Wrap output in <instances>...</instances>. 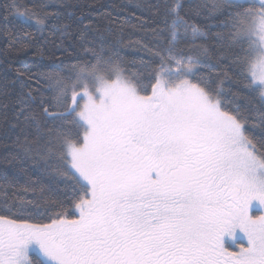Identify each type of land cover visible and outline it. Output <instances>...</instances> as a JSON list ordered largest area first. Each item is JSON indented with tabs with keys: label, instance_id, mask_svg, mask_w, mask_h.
Listing matches in <instances>:
<instances>
[{
	"label": "snow or ice",
	"instance_id": "6c2138e0",
	"mask_svg": "<svg viewBox=\"0 0 264 264\" xmlns=\"http://www.w3.org/2000/svg\"><path fill=\"white\" fill-rule=\"evenodd\" d=\"M129 6L71 32L94 5H4L5 61L60 56L0 80V264H264V0Z\"/></svg>",
	"mask_w": 264,
	"mask_h": 264
},
{
	"label": "trees",
	"instance_id": "16d2710c",
	"mask_svg": "<svg viewBox=\"0 0 264 264\" xmlns=\"http://www.w3.org/2000/svg\"><path fill=\"white\" fill-rule=\"evenodd\" d=\"M10 0H0V47H3V38L2 34L5 30L12 29L14 24H19V21L8 15L5 11L4 5L9 3ZM57 2V0H54ZM70 4H79V5H94L93 8L89 9L86 7L83 8H70L67 11L75 13L76 18H67L71 27L69 31L75 32L77 29H82L85 24H88L89 21L99 29H103L108 23L109 19H115L119 22L120 19L124 18L127 15H130L133 11L136 12L137 16H144L147 19H151L148 13L142 12L141 10L131 7L129 5H134L136 3H148L151 0H66ZM63 11V9L61 10ZM83 11L86 18H81L80 13ZM108 14V15H105ZM8 16V19L5 20L4 17ZM132 24L137 23L135 19L131 21ZM142 39L141 34L138 31H133L130 28L126 27L123 35V45H128L130 41H135ZM59 43V41H57ZM71 43L70 40H65V46H68ZM69 52L72 53L74 57H83V53L79 51L78 48L74 50L73 47H69ZM35 50H29L27 52H21L15 55L8 57L7 61L4 60V57L0 55V80L7 78L9 81L16 78V70L19 69L25 72H36L41 69L42 64L49 63V56L53 55L60 56V52L54 51V49L49 46L44 53L43 59L35 55ZM122 55L127 60L139 59L143 53L135 46L123 47ZM72 62V61H69ZM17 91H19V86L17 85ZM13 98L6 99L3 95H0V104L5 102H10ZM12 109L9 110L10 123H15L12 117ZM7 125L0 120V173L7 172L9 176L15 175L17 179L23 183L25 177L23 174L19 173L18 167L12 164H6L4 161V156L7 155L5 145H11L12 141L15 139L18 129L14 131H9L7 135H4L3 129ZM30 175H35L31 170L29 171ZM47 183V180L44 181ZM62 187V185H61Z\"/></svg>",
	"mask_w": 264,
	"mask_h": 264
}]
</instances>
